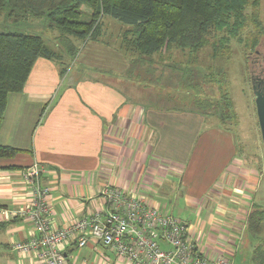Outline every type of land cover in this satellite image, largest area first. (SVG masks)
Listing matches in <instances>:
<instances>
[{"label": "crops", "instance_id": "obj_1", "mask_svg": "<svg viewBox=\"0 0 264 264\" xmlns=\"http://www.w3.org/2000/svg\"><path fill=\"white\" fill-rule=\"evenodd\" d=\"M120 40L116 48L135 61ZM81 42L74 40L76 46ZM74 58L38 59L24 91L8 96L0 142L19 153L0 159V210L31 205L33 188L24 176L38 164L41 186L51 189L47 199L56 229L105 210L102 191L119 186L183 221L208 256L237 264L245 250L238 258L253 264L257 242L249 234L248 216L256 205L250 192L259 171L257 165L243 164L241 155L237 158L231 129L212 125L199 111L161 105L144 85L143 90L131 86L123 76L129 62L125 65L122 57L112 65L122 70L119 74L94 69L87 76L79 68L67 72ZM94 71L101 76L90 79ZM35 235L28 217L0 216V259L37 264L33 255L15 248ZM63 254L67 264H120L92 239L83 248L73 241Z\"/></svg>", "mask_w": 264, "mask_h": 264}, {"label": "trees", "instance_id": "obj_2", "mask_svg": "<svg viewBox=\"0 0 264 264\" xmlns=\"http://www.w3.org/2000/svg\"><path fill=\"white\" fill-rule=\"evenodd\" d=\"M3 13L14 24L44 19L59 37L51 44L42 36L0 31V127L9 94L24 91L37 60H58L64 54L76 57L74 40L94 37L105 17L129 28L121 42L137 60L173 48L197 53L209 45L213 34L226 32L223 45L250 25L256 30L249 36L255 40L254 46L260 42L259 0H0ZM86 14L89 18L83 19ZM220 101L222 108L233 113L229 92L222 95L219 105ZM225 110L222 120L228 115ZM17 153L18 149L0 142V159H12ZM263 221L264 212L253 210L248 216L249 234L257 242L253 264H264Z\"/></svg>", "mask_w": 264, "mask_h": 264}, {"label": "rangeland", "instance_id": "obj_3", "mask_svg": "<svg viewBox=\"0 0 264 264\" xmlns=\"http://www.w3.org/2000/svg\"><path fill=\"white\" fill-rule=\"evenodd\" d=\"M248 11L251 12L250 9ZM259 14L261 26L257 33L260 32V42L256 46L255 40L249 37L256 30L250 25L237 37L223 42V45L221 40L227 37L226 32L213 34L209 45L197 53L173 48L168 53H158L143 61H131L116 48L118 39L122 40V35L129 28L118 20L105 17L94 37L82 40L76 46L78 56L74 60L77 61H70L71 67H67V72L73 67L79 68L85 76L94 69L100 70L104 75L119 74L122 70L112 65L120 62L119 57H122L125 65L129 62L128 69H123V76L133 84L131 86L140 85L142 88L144 85L145 89L155 92L158 99L163 101L161 105L165 107L193 109L207 115L212 125L225 124L235 135L237 158L241 155L243 164L258 166L259 176L250 195L256 204L254 210L264 212V144L250 74L251 61L256 58L257 51H264V0H259ZM88 18L89 14L83 17ZM0 31L42 36L51 44L56 43L55 39L59 37V33L44 19H29L24 23L14 24L5 13L0 14ZM99 76L101 75L94 71L90 79ZM225 92L230 94L233 113L222 108L221 101L218 104ZM223 110L228 115L222 120ZM229 114L235 115L227 119ZM234 165L235 163L232 167ZM239 166L246 168L245 165ZM173 184L175 188L176 183ZM160 200L158 198L157 201ZM0 250L3 248L0 247ZM244 252L242 250L238 257ZM238 257L237 264H242ZM7 259V256L0 259V264H6Z\"/></svg>", "mask_w": 264, "mask_h": 264}, {"label": "built area", "instance_id": "obj_4", "mask_svg": "<svg viewBox=\"0 0 264 264\" xmlns=\"http://www.w3.org/2000/svg\"><path fill=\"white\" fill-rule=\"evenodd\" d=\"M40 172L34 164L24 176L33 188L30 206L0 210L2 217H28L33 222L36 235L15 248L33 255L37 264H67L65 248L73 241L83 248L91 239L108 248L120 264H232L227 257L205 254L187 225L155 201L119 186L108 185L102 191L105 210L56 229L47 199L51 189L41 186Z\"/></svg>", "mask_w": 264, "mask_h": 264}, {"label": "flooded vegetation", "instance_id": "obj_5", "mask_svg": "<svg viewBox=\"0 0 264 264\" xmlns=\"http://www.w3.org/2000/svg\"><path fill=\"white\" fill-rule=\"evenodd\" d=\"M250 70L253 92L264 91V51H257L256 58L251 61Z\"/></svg>", "mask_w": 264, "mask_h": 264}, {"label": "water", "instance_id": "obj_6", "mask_svg": "<svg viewBox=\"0 0 264 264\" xmlns=\"http://www.w3.org/2000/svg\"><path fill=\"white\" fill-rule=\"evenodd\" d=\"M254 96L261 136L264 144V91L255 90Z\"/></svg>", "mask_w": 264, "mask_h": 264}]
</instances>
